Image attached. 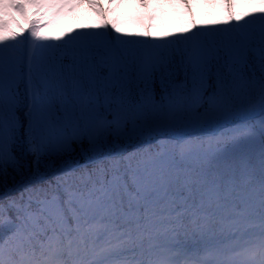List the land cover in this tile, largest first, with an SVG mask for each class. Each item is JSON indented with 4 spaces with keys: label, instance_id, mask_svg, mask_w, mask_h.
I'll use <instances>...</instances> for the list:
<instances>
[{
    "label": "snow or ice",
    "instance_id": "obj_1",
    "mask_svg": "<svg viewBox=\"0 0 264 264\" xmlns=\"http://www.w3.org/2000/svg\"><path fill=\"white\" fill-rule=\"evenodd\" d=\"M201 3L232 15L108 21ZM0 264H264V0H0Z\"/></svg>",
    "mask_w": 264,
    "mask_h": 264
},
{
    "label": "rangeland",
    "instance_id": "obj_2",
    "mask_svg": "<svg viewBox=\"0 0 264 264\" xmlns=\"http://www.w3.org/2000/svg\"><path fill=\"white\" fill-rule=\"evenodd\" d=\"M105 8L109 6L105 3ZM260 5H236L234 14L244 16L248 11H255ZM165 11H155V9ZM193 11L189 12L186 7L179 4L152 5L144 8L138 4H126L116 12L108 14V21L116 23L117 26L126 32L151 30L155 35H163L166 30L179 32L190 28L193 24L202 25L213 22L217 19L227 20L232 13H228L224 6L209 4H193ZM104 22L103 17L87 5H80L76 12L69 13L62 17L54 30L51 32L56 36L64 37L66 29L75 31L81 25L100 24ZM151 25V29L148 26Z\"/></svg>",
    "mask_w": 264,
    "mask_h": 264
},
{
    "label": "trees",
    "instance_id": "obj_3",
    "mask_svg": "<svg viewBox=\"0 0 264 264\" xmlns=\"http://www.w3.org/2000/svg\"><path fill=\"white\" fill-rule=\"evenodd\" d=\"M71 32H73V31H71L70 29L67 28L66 31H65V35L64 36H66V34L71 33ZM49 34L53 35V36H56V34L52 33L51 31L49 32ZM128 150L131 151L132 147L130 146Z\"/></svg>",
    "mask_w": 264,
    "mask_h": 264
}]
</instances>
